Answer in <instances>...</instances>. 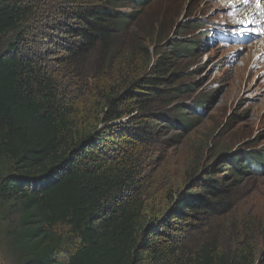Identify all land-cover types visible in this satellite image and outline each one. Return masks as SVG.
<instances>
[{
	"label": "rangeland",
	"instance_id": "rangeland-1",
	"mask_svg": "<svg viewBox=\"0 0 264 264\" xmlns=\"http://www.w3.org/2000/svg\"><path fill=\"white\" fill-rule=\"evenodd\" d=\"M243 1L153 0L143 7H119L137 16L125 25V35L116 44L125 56L110 60L103 72L95 54L71 56L81 40L76 11L88 0H0V6L14 2L29 13L3 35L1 52L16 46L21 54L34 57L43 73L59 85L60 97L72 105L82 103L90 112L95 85L100 86L104 78L118 89L139 73L156 74L163 94L158 98L151 87H145L146 104L128 99L122 108L125 116L107 123L100 120L95 152L122 159L120 168L134 177L131 190L145 200V222L152 223L145 235L154 249L182 243L195 251L212 242L220 249L234 250L238 243L264 264V171L246 176L233 169L243 153L264 152L263 35L255 25L259 22L239 20L248 10L240 7ZM196 21L208 23L206 38L204 29L190 28ZM144 32L146 56L138 40ZM150 36L154 45L148 42ZM211 38L213 44L208 45ZM184 47L195 49L180 56L171 53ZM158 68L160 74L154 72ZM207 94L212 98L197 107L196 101ZM99 104L96 100L101 113ZM183 104L188 119L194 121L187 130L168 119L180 114ZM144 126L148 130L141 137ZM190 195L192 201L203 200L209 208H178L177 202ZM15 255L0 235V264H19ZM152 260L146 255L142 264Z\"/></svg>",
	"mask_w": 264,
	"mask_h": 264
},
{
	"label": "trees",
	"instance_id": "trees-1",
	"mask_svg": "<svg viewBox=\"0 0 264 264\" xmlns=\"http://www.w3.org/2000/svg\"><path fill=\"white\" fill-rule=\"evenodd\" d=\"M151 1L88 0L87 5L79 6L76 17L81 22V40L71 56L95 54L102 62L98 69L104 72L110 60L125 56L116 44L125 35V25L137 16L121 12L119 7H143ZM28 14L27 8L14 2L0 6V235L16 253L18 263L142 264L147 255L153 259L150 264H263L258 263L255 252L238 243L234 250L220 249L212 242L195 251L182 243L163 250L153 248L155 244L145 235L152 224L145 222V200L131 190L134 177L120 168L122 159L95 152L94 146L102 122L127 114L122 109L125 101L135 98L146 104L145 87H151L158 98L163 94L157 86L160 78L147 70L125 79L127 86L117 89L106 77L100 86L95 85L93 112L82 103L69 104L34 57L21 54L16 46L1 52L3 35ZM207 25L200 21L189 24L193 32L204 29L205 38ZM146 39L145 32L138 39L143 56L148 54ZM150 39L149 44L154 45L156 41ZM194 49L176 48L171 53L180 56ZM132 55V51L128 53L130 60ZM114 69L107 73L108 78ZM154 72L160 74L161 69ZM140 95L142 99L137 98ZM207 97L212 95L196 101V106L204 107L200 103ZM96 100L103 107L101 113ZM181 106L180 114L168 119L187 130L194 121L188 119L187 107ZM189 109L197 112L194 107ZM146 128H141V137ZM242 155L233 166L238 173L251 176L264 171V152ZM191 197L180 199L178 208H209L203 200L192 201Z\"/></svg>",
	"mask_w": 264,
	"mask_h": 264
},
{
	"label": "bare ground",
	"instance_id": "bare-ground-1",
	"mask_svg": "<svg viewBox=\"0 0 264 264\" xmlns=\"http://www.w3.org/2000/svg\"><path fill=\"white\" fill-rule=\"evenodd\" d=\"M243 6L248 10L244 12V15L241 16L239 20L244 23H249L250 21L259 22L256 24V27H261L263 31V34H262L263 38L261 37L260 47L264 49V21L263 19H261V17H264V12H263L264 3H256V0H244L243 4L240 7H243ZM234 13L236 16L239 15V9L236 8L234 10ZM228 37L229 39H231L232 35L229 34ZM211 39H212L211 43H209L208 45L213 44V38ZM258 44H259V41H258ZM256 51L259 52L258 50Z\"/></svg>",
	"mask_w": 264,
	"mask_h": 264
}]
</instances>
